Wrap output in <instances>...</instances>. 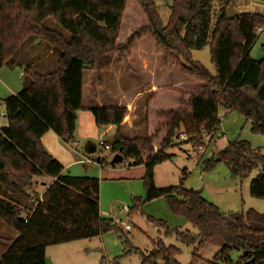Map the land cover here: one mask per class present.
Here are the masks:
<instances>
[{"label":"trees","instance_id":"1","mask_svg":"<svg viewBox=\"0 0 264 264\" xmlns=\"http://www.w3.org/2000/svg\"><path fill=\"white\" fill-rule=\"evenodd\" d=\"M168 1L0 0V69L14 65L21 46L31 39L59 53L52 73L24 68L21 91L2 103L6 126L0 128V185L4 188L0 189V222L14 230L18 239L0 258V264H45V250L50 246L121 232L100 215L98 181L64 174L40 140L52 132L63 144L74 143L77 112L83 110L85 71L96 77L102 89L101 75L117 58L127 71L138 68L141 77L150 80L152 74L147 75L137 61L142 56L140 46L146 41L161 52L157 57L165 67L158 65L159 72L178 71L182 77L176 82L181 85L162 76V87L144 104L146 131L140 137L121 135L125 107L88 109L95 126L99 131L113 128V136L105 141L112 156L120 155L122 162H131L130 166H143L145 200L162 197L175 215L197 229V236L173 229L180 242L194 246L190 264L201 261L200 251L213 239H219L221 247L210 264H264V215L251 209L222 213L200 192L185 189L184 178L176 187L156 189L153 184L154 167L170 158L168 150L181 134L196 150L201 146V135L212 139L220 123L219 110L236 112L252 133L264 136V44L259 60L249 55L257 32L264 29V15L241 12L227 19V8L234 7L236 0ZM157 2L167 5L166 23ZM47 19L66 31L70 41L45 28ZM207 44L214 75L191 59V51ZM131 52L136 56L130 62ZM215 159L240 179L259 166V174L249 183V194L264 200V156L259 151L236 139L205 160L204 169L208 170ZM99 162L109 164L104 159ZM38 177L52 182L42 201L36 199L22 209L19 197ZM156 223L170 232L163 222ZM153 245L151 254L139 252L140 264H177L178 249L164 247L160 241ZM232 252L237 254L234 260Z\"/></svg>","mask_w":264,"mask_h":264},{"label":"rangeland","instance_id":"2","mask_svg":"<svg viewBox=\"0 0 264 264\" xmlns=\"http://www.w3.org/2000/svg\"><path fill=\"white\" fill-rule=\"evenodd\" d=\"M157 6L163 23H166L169 14L167 5L157 2ZM233 9L238 13L247 12L264 15V0H236ZM213 24L214 20L211 21V28ZM43 26L58 32L66 41H70V35L52 20H45ZM263 44L264 29H261L257 32V39L249 53L251 58L254 60L261 58L260 47ZM29 45L28 40L21 46L19 59L16 66L13 67L18 74L22 73L23 67L30 60L37 62L35 64H37L36 70L38 73L48 74L54 72L59 53L52 50V56H45L47 46L42 43L43 48L37 50L38 54L36 55V52L29 50ZM140 49L142 61L139 57H137V61L140 63V67L147 72V75H149L148 72L152 74L150 80L141 77V73L136 67L135 70L127 71L124 65L117 58H114L110 69L116 77H120L116 85L123 88L131 85V89L146 91L147 87L151 88L154 84L155 90H157L162 87L161 79L163 75L166 76L165 79H170L172 84L181 85V83L176 82L179 77H182L178 71L177 73L159 72L158 65L163 67L165 65L157 57L160 56L161 52L154 50L150 42H143ZM130 54L129 60L131 57L136 56H133V52ZM190 54L191 59L202 65L209 74H215V69L210 61L208 44L201 50L191 51ZM170 68L172 69V66ZM91 81L93 86H96V91L104 94L105 90H102L105 88L103 78V88L100 89L95 81V76L91 72H87L85 74L86 91ZM129 81H131L130 84ZM112 89L114 91L115 86ZM142 99L139 100V104L142 103ZM139 104L137 106L138 112L142 110ZM2 111H4V108L1 103L0 113ZM218 115L220 123L212 139L209 141L208 136L201 135L202 143L200 145L203 148L202 151L192 148V145L188 143L174 141L176 145L168 150L170 158L153 169L154 187L156 189L176 187L179 180L184 178L183 187L185 189L200 192L203 199L216 206L222 213L238 214L251 209L264 215V200L255 199L249 194V183L259 174V166L255 167L243 179L232 176L230 168L224 162L217 161V159L208 170L204 169L203 162L205 160H210L212 154L215 155L222 151L227 142L236 139L246 141L253 150L259 151L264 156V136L252 133L249 124L245 122L243 117L236 112H226L224 110H219ZM140 116L145 117L144 106ZM140 116L136 118L135 123H140ZM4 126H6V122L4 118L0 117V128ZM143 129L146 130V125ZM76 133L77 120L74 136V143L77 144L76 149L84 152L87 142H91L95 146V152L90 155L87 154V157L93 161L100 158L106 160L107 163L110 162L113 156L109 151H104L102 147H98V138L79 139ZM144 134L145 131L142 135ZM112 136L113 131L102 137V140L105 142L110 140ZM130 163V161H124L114 167H110L109 164L102 165L101 169L90 164H80L64 173L75 178L96 179L99 183L98 203L102 218L111 220L116 225V221H122L129 225L130 231L119 233L110 231L90 240L50 246L46 248L45 254L52 264H140L139 252L144 255L151 254L154 250L153 243L158 241L164 247L173 246L178 249V255L175 257L177 264L191 263L194 246L180 242L173 229H177L179 232H188L193 236H197V229L182 217L175 215L162 197L146 201L142 166H130ZM40 178L45 177L35 178L33 186L26 189L24 194L19 197V204L22 209L29 206L36 199L38 202L42 201L41 196L46 185H39ZM0 189L4 190L1 185ZM138 199L139 202L136 201ZM24 215H26V212H23ZM157 221L163 222L170 232L157 225ZM117 227L119 228L118 225ZM17 239L18 234L0 222V258L14 245ZM220 247L221 241L219 239L208 242L199 253L201 261L198 264H210ZM236 257L237 254L232 252L231 259L234 260Z\"/></svg>","mask_w":264,"mask_h":264},{"label":"crops","instance_id":"3","mask_svg":"<svg viewBox=\"0 0 264 264\" xmlns=\"http://www.w3.org/2000/svg\"><path fill=\"white\" fill-rule=\"evenodd\" d=\"M29 50L36 52V55L38 54L37 50L43 48L42 42L37 39H31L29 40ZM45 50V49H44ZM47 50V51H46ZM45 51V56L53 55V51L47 47ZM39 61V60H37ZM37 62H32L31 60L26 63V66L23 67H31L34 70H36ZM16 66V63L14 65H5L0 69V104L3 103L4 100H6L9 97L17 95L21 91L22 87V73L18 72L13 68ZM21 69V67H19ZM37 71V70H36ZM88 71H85L83 73V80H82V95H81V104L83 107V110L78 112L77 115V136L79 139L86 138H98V140L108 133L113 131L112 127L106 128L103 131H99L97 127L95 126L93 117L91 113L88 111L90 108L94 107H101V108H110V107H125L127 109V115L123 118L121 125H120V133L121 135L133 139L136 137L142 136L144 133L143 128L145 127V117H141L140 113L143 112V103L148 95L152 94L154 90L156 89L155 85L150 88V90H135L131 89V85L128 87H120V85H116L120 79V77H116L114 72H104L102 73L101 77L103 78V82L105 85V88L102 90H105L104 94L98 93L96 91V86L92 84V81L89 84V87L86 91L85 89V74ZM107 77V78H106ZM132 80V78H131ZM95 81L97 83V79L95 77ZM131 81H129L130 84ZM98 86V83H97ZM113 86V87H112ZM115 89L113 91L112 88ZM143 98V99H142ZM142 99V103L139 104V100ZM140 106V109L142 110L139 112L137 111V106ZM3 105V104H2ZM140 116L141 121L140 123H135L136 118ZM3 118V117H2ZM209 138V137H208ZM207 138V139H208ZM103 139V138H102ZM41 145L44 149V151L50 155L52 158H54L62 167L63 173L69 171V169H72L73 167L80 165L79 161L83 157H87V154L85 151H78L77 144L75 147V150H73L72 145H65L62 144L61 141L57 138L55 134L52 132H47L42 138H41ZM91 143V142H87ZM228 143V142H227ZM90 155V154H88ZM214 155V154H212ZM84 165V164H83ZM142 166V165H137ZM102 168V167H101ZM100 168V169H101ZM142 177L144 175V168L142 166ZM41 181H39L40 186H45L44 190L50 184L52 181L48 178H40ZM27 211V209H26ZM100 211V210H99ZM101 215V212H100ZM46 251V250H45ZM46 256V254H45Z\"/></svg>","mask_w":264,"mask_h":264},{"label":"built area","instance_id":"4","mask_svg":"<svg viewBox=\"0 0 264 264\" xmlns=\"http://www.w3.org/2000/svg\"><path fill=\"white\" fill-rule=\"evenodd\" d=\"M3 116H4V111H2V112L0 113V117H3ZM218 116H219V115H218ZM218 118H219V117H218ZM178 141H180V142H187V138H186L183 134H181V135L179 136V140H178ZM72 146H73V150H75L76 144L73 143ZM98 147H102V149H103L104 151H109V146H108V145L102 140V138H100V139L98 140ZM197 150H198V151H202L203 148H202L201 146H198ZM99 159H100V158H98L96 161H93V160L89 159L88 157H83V158L79 161V163H81V164H90V165H94V166H96L97 168H101V167H102V164L99 162ZM116 223H117V225L119 226V228H120L121 231H123V232H128V231H130V227H129V225H127L126 223H124V222H122V221H116Z\"/></svg>","mask_w":264,"mask_h":264},{"label":"water","instance_id":"5","mask_svg":"<svg viewBox=\"0 0 264 264\" xmlns=\"http://www.w3.org/2000/svg\"><path fill=\"white\" fill-rule=\"evenodd\" d=\"M239 13L236 12L232 6L227 8L226 11V17L227 19H233L235 17H238ZM86 154H93L95 152V146L92 143H87L84 147ZM123 161V158L120 155H114L112 159L109 162L110 167H114L117 164H121ZM45 264H52L51 261L47 258H45Z\"/></svg>","mask_w":264,"mask_h":264}]
</instances>
